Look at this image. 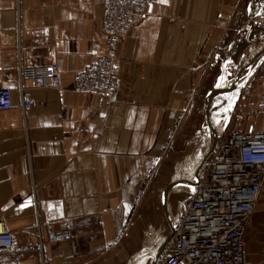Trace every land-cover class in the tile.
<instances>
[{
	"label": "crops",
	"instance_id": "0c3cea01",
	"mask_svg": "<svg viewBox=\"0 0 264 264\" xmlns=\"http://www.w3.org/2000/svg\"><path fill=\"white\" fill-rule=\"evenodd\" d=\"M103 16L104 0H0V87L13 93V107L0 112V218L19 246L0 264H156L190 202H172L171 193H194L225 132L264 130V115L234 117L246 80L252 93L242 106L264 100V8L150 0L120 43L112 97L73 89L74 76L106 51ZM50 62L60 67L58 88L21 77ZM215 89L227 92L212 99L208 118ZM23 92L35 101L26 112ZM202 109L206 133L196 119ZM197 157L195 179L171 178L177 163ZM179 180L186 183L165 196ZM63 223L71 239L49 245L48 231ZM244 258L264 264V187Z\"/></svg>",
	"mask_w": 264,
	"mask_h": 264
},
{
	"label": "built area",
	"instance_id": "2783aa9c",
	"mask_svg": "<svg viewBox=\"0 0 264 264\" xmlns=\"http://www.w3.org/2000/svg\"><path fill=\"white\" fill-rule=\"evenodd\" d=\"M150 0H104L102 29L105 53L93 61L73 80L78 93L112 97L119 82V47L132 27L147 13ZM37 87L58 88L60 67L55 62L43 67H27L20 71ZM251 79L243 83L241 98L234 117L245 123L256 115H264V100L243 107L251 95ZM34 99L21 94L24 112L34 107ZM13 107L10 87H0V112ZM264 187V130L237 128L225 132L213 156L200 174L193 197L184 210L175 238L156 264H245V235L248 223ZM72 230H50L46 242L55 246L71 239ZM44 241L40 242L43 249ZM13 232L0 218V254L18 251ZM45 264H53L46 262Z\"/></svg>",
	"mask_w": 264,
	"mask_h": 264
},
{
	"label": "rangeland",
	"instance_id": "374dc122",
	"mask_svg": "<svg viewBox=\"0 0 264 264\" xmlns=\"http://www.w3.org/2000/svg\"><path fill=\"white\" fill-rule=\"evenodd\" d=\"M252 7L256 8V11H258V9H263L264 8V0H252ZM198 118H200L201 127H202L203 131L206 133L208 126L206 123L204 109L201 110L200 117H198V116L196 117L197 120H199ZM215 127L217 128V123L215 124ZM218 130L221 132L222 129L218 128ZM206 140H207V138H206ZM211 142H212V137L204 143V147H203L204 151H206V150H207V152L209 151V149L211 147ZM210 157H211V155L203 162L202 168L200 169V173H201V171L204 170L205 167H208L209 162H210ZM199 160H200V157H197L194 159H187L186 161L181 162V163H177L175 166V170L173 171L174 175L171 178L172 179L184 178V179H189V180L195 179V177H196L195 171L197 169V165L199 164ZM160 181L162 182V180H160ZM165 183L166 182H163V187L159 193L160 195L162 194V191L165 187ZM171 195H172L171 196L172 202H175L177 199H180L183 201L184 204H187L189 201H191V199L193 197V193H190L189 191L185 190L184 188L174 190V192H172Z\"/></svg>",
	"mask_w": 264,
	"mask_h": 264
},
{
	"label": "water",
	"instance_id": "95a60500",
	"mask_svg": "<svg viewBox=\"0 0 264 264\" xmlns=\"http://www.w3.org/2000/svg\"><path fill=\"white\" fill-rule=\"evenodd\" d=\"M237 80H235L234 81V83H233V86H236L237 85ZM229 90V89H228ZM224 92H227V90L226 91H223L222 89H215V90H213L211 93H210V95L207 97V102H206V110H207V117L209 118V111H210V105H211V103H212V99L215 97V96H217V95H219L220 93H224ZM216 138H215V140H214V144H213V148L215 147V145H216ZM186 182L184 181V180H179V181H174V182H171L167 187H166V189H165V192H164V195L166 196L167 194H168V192L170 191V189H172L174 186H176V185H179V184H185Z\"/></svg>",
	"mask_w": 264,
	"mask_h": 264
}]
</instances>
